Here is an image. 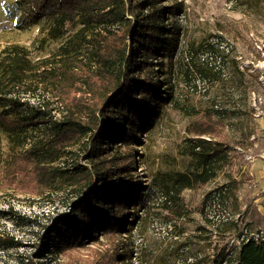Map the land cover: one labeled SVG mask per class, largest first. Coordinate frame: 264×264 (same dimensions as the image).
<instances>
[{
    "label": "rangeland",
    "instance_id": "obj_1",
    "mask_svg": "<svg viewBox=\"0 0 264 264\" xmlns=\"http://www.w3.org/2000/svg\"><path fill=\"white\" fill-rule=\"evenodd\" d=\"M176 1L180 8L168 19L177 26L176 47L151 60L152 81L166 78L168 83L159 87L169 98L136 134L142 143L120 149L131 154L128 169L137 186L149 185L166 171H190L194 166L186 147L204 123L217 131L214 137L227 146L228 159L206 184L182 190L186 213L181 217L171 218L163 206L166 196L157 191L148 197L146 210L137 207L139 217L129 230L99 233L84 245L48 248L37 256L38 242L74 196L52 192V199L45 200L3 179L10 155L28 144L16 143L0 127V236L8 238L0 243L3 264L29 259L34 264H205L214 259L230 264L227 254H235L242 239L263 235L264 0H166L163 5ZM22 9V0H0V52L19 45L38 63L56 52L71 31L48 38L43 15L28 27L20 25ZM30 87L15 91L25 102L18 111L28 114L34 106L47 105L60 116V103L48 86L32 82ZM85 141L67 147L61 160L83 154ZM125 211L129 223L130 209Z\"/></svg>",
    "mask_w": 264,
    "mask_h": 264
},
{
    "label": "trees",
    "instance_id": "obj_2",
    "mask_svg": "<svg viewBox=\"0 0 264 264\" xmlns=\"http://www.w3.org/2000/svg\"><path fill=\"white\" fill-rule=\"evenodd\" d=\"M164 1L22 0L20 25L28 27L43 15L48 38L56 40L71 31L56 52L38 63L19 45L0 52V127L16 143L28 144L10 155L3 179H10L21 192L44 195L45 200L52 199V192L74 196L38 242L37 256L48 248L84 245L99 233L129 230L139 217L137 207L146 210L148 197L157 191L166 196L163 206L171 218L181 217L186 213L182 190L206 184L229 157L227 146L214 137L217 131L204 123L194 129L186 147L193 160L190 171L160 173L149 185L132 182L131 154L120 147L142 143L136 134L169 98L159 87L168 83L166 78L155 76L152 81L151 68L153 58L165 56L177 44V26L168 19L180 3L169 6ZM32 82L48 86L58 98L60 116L47 105L34 106L28 114L17 110L25 102L15 97V91L22 85L34 88ZM83 137L85 152L61 160L65 149ZM126 207L129 223L123 219ZM7 239L0 236V243ZM227 255L230 264H264V233L242 239L235 254ZM24 264L34 263L29 259Z\"/></svg>",
    "mask_w": 264,
    "mask_h": 264
}]
</instances>
